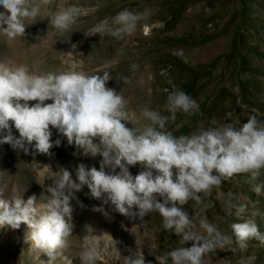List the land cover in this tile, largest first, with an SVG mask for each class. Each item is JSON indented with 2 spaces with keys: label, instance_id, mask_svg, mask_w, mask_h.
<instances>
[{
  "label": "clouds",
  "instance_id": "clouds-1",
  "mask_svg": "<svg viewBox=\"0 0 264 264\" xmlns=\"http://www.w3.org/2000/svg\"><path fill=\"white\" fill-rule=\"evenodd\" d=\"M50 3L51 0H0V36L9 41H27L31 34L26 28L36 23L42 6ZM79 15L80 9L72 6L52 15L49 23L62 34L72 31ZM150 18L149 9H124L111 23L97 24L85 35L123 39L134 35L141 22ZM160 26L164 23L160 22ZM40 37L37 33L33 38L43 42ZM137 68V64L132 65L133 70ZM170 68L171 65L162 68L160 75L167 77ZM118 78L125 84L132 82L127 76ZM112 79L109 71L102 75L83 70L41 74L27 65L0 59V145L8 144L18 153L33 157H51V150L62 143L61 138H52L55 129L68 145L75 146L73 155L102 157L99 169L84 163L77 165L75 180L68 169L60 167L59 175L41 193L45 203L37 204L35 195L26 201L18 194L8 200L0 199V228L18 230L26 225V242L45 253L51 264L68 247V238L75 228L72 202L85 207L76 193L87 186L86 195L101 202L93 205L92 210L105 218H111L115 212L129 220L142 221L153 212L160 214L163 229L179 236V243L187 246L156 256L158 264H168L169 259L171 264H211V256L218 249L235 253L246 249L253 239L264 244V233L253 220L233 222L232 235H228L209 222L206 215L195 211L190 214L184 207L195 201L203 212L207 208L204 198L225 180L240 173L249 174L253 180L261 176L264 121L252 114L241 124L239 119L231 121L229 113L224 123L212 121L215 126L197 134L175 136L167 125L175 122L177 113L192 116L201 109L195 99L169 79L171 88L157 89L166 94L163 112L168 115L159 109L144 108L141 116L149 123L142 129L129 128L123 122L129 121L128 101L109 86ZM49 100L52 102L45 103ZM30 101L35 103L30 105ZM237 103L243 107L240 101ZM137 165L140 170L133 175L130 166ZM254 191L261 194L264 181ZM242 199L229 193L227 215H233L234 209L237 217L243 216L247 205L240 202ZM197 223L203 231L196 230ZM85 230L79 260L81 264H97L100 241L91 225H85ZM129 253L125 264H152L142 252L130 249ZM252 259H241L239 264H250ZM219 264L229 262L220 260Z\"/></svg>",
  "mask_w": 264,
  "mask_h": 264
},
{
  "label": "rangeland",
  "instance_id": "rangeland-1",
  "mask_svg": "<svg viewBox=\"0 0 264 264\" xmlns=\"http://www.w3.org/2000/svg\"><path fill=\"white\" fill-rule=\"evenodd\" d=\"M72 6L80 9L76 24L72 31L58 33L49 23L50 17ZM124 9L133 12L149 9L151 18L142 21L134 35L123 39L85 35L97 24L111 23ZM26 32L31 34L27 41L20 38L9 41L0 36V59H8L15 65L27 64L33 72L41 74L83 70L102 75L109 71L113 77L109 86L128 101L129 121L123 122L129 128L142 129L149 123L141 116L144 108L159 109L168 115L163 112L166 94L157 89L171 88L169 79L195 99L201 109L192 116L177 113L175 122L167 125L175 136L197 134L215 126L212 121L224 123L229 113L231 121L239 119L241 124L252 114L264 121V0H51L42 6L40 17ZM37 33L43 42L33 38ZM133 64L138 65L136 70L132 69ZM169 65L167 77L161 76L160 70L168 69ZM118 76H127L132 82L125 84ZM52 138H61L62 143L51 150V157L43 154L33 157L18 153L8 144L0 145V199L8 200L18 194L26 201L35 195L37 204L45 203L41 193L59 175L60 167L68 169L74 180L80 163L99 169L100 155H73L75 146L68 145L55 129ZM139 170V165L130 166L133 175ZM261 181L264 169L255 180L246 173L236 174L204 198L207 208L203 212L195 201L184 207L190 214L195 211L206 215L209 222L228 235H232L231 224L242 220L255 221L264 233V191L259 195L254 191ZM88 192L85 186L76 193L85 207L72 202L75 228L63 256L57 255L51 264H81L79 253L85 225L94 228L93 234L100 241L97 264H125L130 249L142 252L146 261L158 264L156 256L187 246L179 243V236L163 229L158 212L142 221H132L115 212L111 218H105L92 210L93 205L101 202L89 198ZM229 193L242 197L240 202L247 205L242 217H237L234 209L233 215H227ZM196 230L203 231L198 223ZM28 231L24 224L18 230L0 228V264H49L45 253L26 242ZM250 257L254 258L250 264H264V244L253 239L246 249L235 253L218 249L211 256V264H219L220 260L239 264L241 259Z\"/></svg>",
  "mask_w": 264,
  "mask_h": 264
},
{
  "label": "bare ground",
  "instance_id": "bare-ground-1",
  "mask_svg": "<svg viewBox=\"0 0 264 264\" xmlns=\"http://www.w3.org/2000/svg\"><path fill=\"white\" fill-rule=\"evenodd\" d=\"M22 61V60H21ZM27 65V64H26ZM33 67V66H32ZM35 71V70H34Z\"/></svg>",
  "mask_w": 264,
  "mask_h": 264
}]
</instances>
